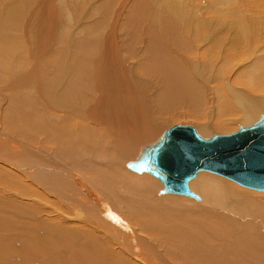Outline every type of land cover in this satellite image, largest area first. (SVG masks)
<instances>
[{"label":"bare ground","instance_id":"1","mask_svg":"<svg viewBox=\"0 0 264 264\" xmlns=\"http://www.w3.org/2000/svg\"><path fill=\"white\" fill-rule=\"evenodd\" d=\"M156 1L0 0V264H47L34 256L56 242L88 250L74 264H264V191L201 169L184 183L193 197L130 167L180 114L205 138L261 118L264 60L248 62L264 49V0H227L237 23L229 11L202 18L207 40L223 29L202 68L186 25ZM213 113L223 132L205 135Z\"/></svg>","mask_w":264,"mask_h":264},{"label":"water","instance_id":"2","mask_svg":"<svg viewBox=\"0 0 264 264\" xmlns=\"http://www.w3.org/2000/svg\"><path fill=\"white\" fill-rule=\"evenodd\" d=\"M161 144L130 167L165 180L166 191L198 197L184 183L201 169L264 191V113L251 125L210 138L201 136L193 125L178 124L167 130Z\"/></svg>","mask_w":264,"mask_h":264},{"label":"rangeland","instance_id":"3","mask_svg":"<svg viewBox=\"0 0 264 264\" xmlns=\"http://www.w3.org/2000/svg\"><path fill=\"white\" fill-rule=\"evenodd\" d=\"M226 2H227V0H206L202 4V7L201 8H192V7H189L187 9L174 8L172 6V3H171L170 0H157L153 5H154V7L160 8L163 11H165V13L168 16L171 17L172 21L182 22V23H184L186 25L185 29H183L181 31V34H187V36L191 38V41L190 42H191V48H192V50L194 52V57L198 56L200 53H205L204 58L200 62V66L202 68L203 66H207L215 58V56H216V51H214L213 49L209 48L208 45L211 42H213V40L216 38V35L221 34L223 32V29H220L219 31H217V33L214 34V36L210 40H207L208 30L205 28V25H204V23L202 21V18H204L207 14H209L212 17L211 21L215 24L216 23L215 22V19L217 18V16H219V15H225V14H227V11H229V12H231L230 15H229V17L227 18L228 21H229V23L230 22H234V21L237 23V18L235 17V13L232 10H229L228 9L229 6L225 4ZM215 4H217V7L215 6ZM76 11L79 12V10H74L73 12L76 14ZM186 29H187V31H186ZM215 30H217V29H215ZM92 32H93V40H102L101 39V32H100V30H98V29H92ZM214 32L215 31H212V33H214ZM175 35L178 38L180 36V33H175ZM14 37H15L14 35L7 36V38H8V40H9L10 43H12V40H13ZM74 44H75V41H74ZM44 58H45V56H43V59ZM230 60H232V61L235 62L237 60V58L231 57ZM254 60H256V61H263L264 60V49H263V51L261 53H258L256 56H254L253 59L251 61H249L248 63L251 64V62L254 61ZM222 61H223V59H220V63ZM247 66H251V65H247ZM246 67H243V68H246ZM12 69H15L16 70V67H12ZM43 75L50 76L46 72V70H44V69H43ZM67 79H71V77H68ZM243 79L244 80H247L248 77L243 76ZM64 85H67V82L66 81L64 82ZM241 115H243V114H241ZM214 116L215 115L213 113V115L211 117V122L209 123L210 124V128H209L208 131L205 132V135H210V134H213V133H219V131H220V133L223 132L221 130H219V131L218 130H215V129H213V127H211V124L214 122V120L216 118ZM14 119L18 122V118H14ZM230 119H232V122H230ZM234 120H239L240 121L241 120V116H238V118H237V117H234V115H232L231 118H224L221 121L227 122V123L224 124V127H227L228 125L230 127V126H236ZM170 121L165 125V127H168V126H171V125H174V124H184V123H186V124L187 123L188 124H192V125H195V126H199V125L201 126V124H203L200 121H197L195 119H192V118H190V117H188L186 115H183V114L178 115L176 121L175 120H170ZM237 126L239 127L238 124H237ZM37 130H38V133H39L38 134L39 142H40V144H43V138L40 137L41 132H40L39 129H37ZM232 131H233V129H232ZM226 132H230V131H226ZM95 165L102 166L99 163H95ZM124 171H126L128 173H135L136 176H142L143 174H146L147 176H150L151 178L157 180L158 182L160 181L158 178H156L155 176H153L151 174H148V173L139 174V173L131 170L127 166L125 167ZM209 174H211V173H209ZM221 177H223V176H221ZM224 179H227V178L224 177ZM227 180H229V179H227ZM229 181H231V180H229ZM231 182H233V184L235 186H238L240 188H245L246 189V187H243V186L239 185L238 183H236L234 181H231ZM122 186H124L129 191V193L127 195V196H129L131 194V192H132L131 187L129 185H122ZM155 189L157 190L156 187H155ZM247 189L253 190V189H250V188H247ZM253 191L260 192V191H257V190H253ZM195 192L198 193L197 191H195ZM261 193L264 195L263 192H261ZM162 195H165V194H160L159 196H162ZM186 197H188V196H186ZM247 197H248V199H251L252 198V195L248 193L247 194ZM189 198H193V197H189ZM193 199H195V198H193ZM245 203H247V202H245ZM243 205H245V204H243ZM253 210L254 209H251L250 208L249 209V212H252ZM30 213H33V212H30ZM241 216H244L243 213H241ZM144 217L146 219H150V214L149 213H145L144 214ZM215 218H216L215 215L214 216H211V219H215ZM44 224L46 225L47 228L48 227L50 228L49 224H47L46 222ZM164 225H167V224L164 223ZM42 230H43L42 231L43 234L49 233V235L52 237V239L53 240L55 239L54 238L55 235L53 236L50 232H47L44 229H42ZM71 242H72V240H71ZM8 243L9 244L16 243V240H12L11 242H8ZM56 243L58 245L56 249L49 250V253L46 252L43 255H35L34 256V262L35 261H38V260H42V259L45 258L47 264L50 263V262H53L55 264H61L62 257H65L66 256V253L63 252V249H66L67 251H69V260H71V263L72 264H74L72 262V260H73V256L75 254H81L85 258L87 257V252H88L87 249L81 250L80 248H78L76 246H75V248H73L71 246L70 242H68V244H66V245H62V244H60L58 242H56ZM189 246L190 245H188V247ZM31 247L32 246H29V244H28L26 246V250H30ZM98 249L101 250L99 247H96V250H98ZM88 263L89 264H96V263H94L92 261H89Z\"/></svg>","mask_w":264,"mask_h":264},{"label":"flooded vegetation","instance_id":"4","mask_svg":"<svg viewBox=\"0 0 264 264\" xmlns=\"http://www.w3.org/2000/svg\"><path fill=\"white\" fill-rule=\"evenodd\" d=\"M49 264H54L53 262H50ZM65 264H70L69 262H65Z\"/></svg>","mask_w":264,"mask_h":264},{"label":"crops","instance_id":"5","mask_svg":"<svg viewBox=\"0 0 264 264\" xmlns=\"http://www.w3.org/2000/svg\"><path fill=\"white\" fill-rule=\"evenodd\" d=\"M14 240V239H13Z\"/></svg>","mask_w":264,"mask_h":264}]
</instances>
